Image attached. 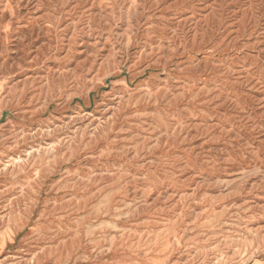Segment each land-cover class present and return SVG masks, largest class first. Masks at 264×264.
<instances>
[{
	"label": "rangeland",
	"instance_id": "374dc122",
	"mask_svg": "<svg viewBox=\"0 0 264 264\" xmlns=\"http://www.w3.org/2000/svg\"><path fill=\"white\" fill-rule=\"evenodd\" d=\"M0 264H264V0H0Z\"/></svg>",
	"mask_w": 264,
	"mask_h": 264
}]
</instances>
